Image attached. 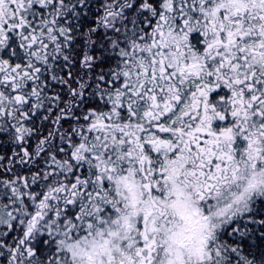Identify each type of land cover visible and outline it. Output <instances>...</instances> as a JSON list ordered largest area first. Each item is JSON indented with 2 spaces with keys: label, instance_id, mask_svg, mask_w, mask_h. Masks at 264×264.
<instances>
[{
  "label": "snow or ice",
  "instance_id": "snow-or-ice-1",
  "mask_svg": "<svg viewBox=\"0 0 264 264\" xmlns=\"http://www.w3.org/2000/svg\"><path fill=\"white\" fill-rule=\"evenodd\" d=\"M0 264H264V0H0Z\"/></svg>",
  "mask_w": 264,
  "mask_h": 264
}]
</instances>
